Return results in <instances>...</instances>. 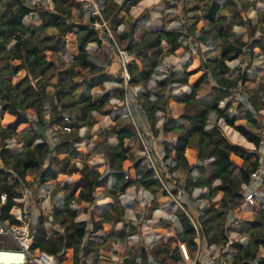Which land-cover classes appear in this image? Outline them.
Returning a JSON list of instances; mask_svg holds the SVG:
<instances>
[{"label": "trees", "instance_id": "obj_1", "mask_svg": "<svg viewBox=\"0 0 264 264\" xmlns=\"http://www.w3.org/2000/svg\"><path fill=\"white\" fill-rule=\"evenodd\" d=\"M100 6V14L87 13L84 0H49L47 4L28 5L25 0H4L0 10V116L4 114L0 125V194L6 193L7 199L1 210L6 217L8 210L15 203L14 199L21 196L16 190L18 181L25 179L27 171H35L38 186H45L50 181L59 184L60 175H76L77 179L72 183H65L58 190L65 191L64 203L61 206H53L51 210V222L57 223L62 232L52 231L49 234L45 227L44 217L39 216L37 223L33 225L34 239L33 249H39L54 254L57 264H87L82 258L98 256L99 243L94 238L82 244L83 238L88 233L85 220H75L76 209L71 208L69 203L92 204L96 199L97 191H103L107 197L115 198L116 194L123 192L127 187L138 184L144 189L155 194L161 189V183L154 178L151 168L146 167L141 158L133 159L132 151L125 145V140L133 138L136 134L134 125L127 117L116 116V126L110 133L114 134L115 144L103 142L99 150L107 159V168L104 173L97 168H91L87 163L79 167L72 158L80 154L77 144L80 142L79 129L91 128L94 123L93 112L102 107V102L94 99L91 90L100 87L105 82L112 81L122 83L121 76H113L97 65L102 46V37H107V29L102 26L101 32L93 28V23L105 21L109 30L116 31V37L121 43L120 50L126 51L132 56V61L126 64L129 74L127 84L131 87L139 86L143 89L140 97L143 101L140 108L146 116L153 133L157 136L159 129L156 128V112L165 111L166 108H175L176 116H169L162 122L160 131L164 136L177 132L175 138L169 142H162L166 155L172 156L175 164L170 168L171 172H185L183 182L184 189L192 194L196 188H207V194H201L200 198L207 199L205 206L201 208V214L195 216L191 211L185 214L178 212L177 218L182 230L177 234L179 241H185L190 252L197 249L195 221L199 231V239L206 245L224 246L228 236L224 228V222L231 210H233L242 198V185L249 181L250 173L256 167L255 158L257 152L244 146L233 144L222 134L220 129L208 125L209 115H216L217 119H223L239 135L256 146L258 137L256 130L244 124H235L237 118L228 112L229 105L224 104L227 92L223 87L229 88L238 80L245 83L246 76L239 73L234 77H228L229 62L242 53L247 52L250 56L261 55L264 59V37H255L256 25L247 23L249 34L246 40L233 36L228 41V33H223V28L218 25L216 13L230 4L235 6L232 11L238 13L251 6V3L243 2L236 7L232 1L220 4L213 1L204 15L208 29L200 32L197 39L222 43L219 55L214 58H201L195 56L191 65L181 71H170L157 81V88L151 90L148 83L156 72L160 59L164 55L162 41L169 48L182 49L179 45L181 30L177 29H143L134 38L135 24L121 32H117L118 26L123 22V17L140 0H96ZM240 14V13H239ZM257 23L264 25V8L258 11ZM26 16L38 20L36 24H25ZM200 15L192 16V22L187 27V32L194 36L195 26ZM73 34L76 40L77 53L64 68H59L53 60L47 59L46 53H63L66 50V35ZM108 41L112 40L107 37ZM14 40L11 47L8 44ZM96 46L95 51L90 53L88 44ZM113 44V43H112ZM198 47V46H197ZM105 56L104 54H102ZM203 59V60H202ZM110 64V62H107ZM85 69L87 75H80L79 70ZM21 78L13 81V78L21 71ZM54 76L55 81L50 82L49 77ZM81 76V77H80ZM212 79V83H211ZM180 83L189 87L188 91L164 94L167 86ZM48 86L52 87L49 92ZM207 89L208 99H197L199 90ZM121 97L124 90L120 88ZM155 97L153 99V97ZM252 106L257 112L264 109V100L259 93L250 94ZM240 108L242 107L239 104ZM32 109L35 118L28 114ZM47 111V117L45 116ZM64 115L73 119L69 123L72 130L63 132L65 124ZM247 122L255 126L250 112L245 113ZM184 120L186 124L182 123ZM27 130L22 134L24 149L19 154H13L6 146L5 140L20 131ZM61 132L52 143L48 141L47 130ZM141 145L138 143V148ZM12 171L16 174L13 178ZM196 171V174H193ZM59 176V177H58ZM127 176V178H125ZM113 183L109 186L110 178ZM13 180V183L11 182ZM179 187L181 184L177 183ZM52 189V188H51ZM50 189V191H51ZM177 190H173L176 194ZM54 194V193H53ZM220 195L218 207L212 203V199ZM156 203L148 209L147 218H150ZM116 209L115 207H113ZM115 217L105 214L102 220L93 222L92 233L103 228V222H110ZM192 219V220H191ZM120 221V219H116ZM264 227V208L260 209L253 220L240 223L241 231L256 230ZM139 225H129L118 231L121 239H128L138 231ZM236 252L232 264H250L257 259L260 245L264 247V239L255 236L248 244L235 242ZM152 251V259L155 261L160 254H164L171 260V264L180 261L177 245L173 248L169 243H155L148 250ZM141 262L148 261L147 250L140 252ZM147 257V258H146ZM135 262V258L130 259ZM158 262V261H157ZM195 264H200L195 262ZM259 264H264V256L259 259Z\"/></svg>", "mask_w": 264, "mask_h": 264}, {"label": "rangeland", "instance_id": "obj_2", "mask_svg": "<svg viewBox=\"0 0 264 264\" xmlns=\"http://www.w3.org/2000/svg\"><path fill=\"white\" fill-rule=\"evenodd\" d=\"M3 1L4 0H0V6ZM25 1L28 5H33L34 3L47 4L49 2V0ZM116 1L121 2L122 0ZM213 1H217L220 4H223L225 1L229 0H140L135 6L131 7L129 12L123 17V22L118 26L117 32L126 30L130 26V23L135 24L133 33L134 38H138L143 29L159 30L161 28H167L186 31L187 27L192 22V16L199 14L201 17L196 23L195 32L200 33L201 31L208 29L207 20L204 18V15L208 12V9ZM230 1L234 2L236 7H239V5L245 1L251 3L252 5H249V7H247L243 11H241V8H239L237 11L238 13H235L234 11H232V8H234L235 6L230 4L228 7H224L219 12H217L216 20L219 23L218 25L223 28V33H228L230 35L234 34L235 36L246 40L249 34L247 23L250 22L251 24H257L255 37H264V25L257 23L259 16L258 11L264 8V0ZM48 4L51 6V3ZM87 15L88 14L86 12L84 18L87 19ZM23 22L29 25L38 23V20L37 18L32 19L26 16ZM115 32L116 31L114 30H109L107 34V37L112 40L113 44L108 41L107 37L101 35L103 42L102 46L100 45L99 47V53L101 55L99 56L100 58L98 59L97 65L101 66L104 71L113 74L114 77H122V65L119 58L118 49L121 47V43L125 42L126 40L119 41L116 37ZM189 36L192 37V34H190ZM232 39V35L228 36L227 38L228 41H232ZM190 42L191 46L189 48L173 49L169 48L166 43L162 41L164 55L159 62V65L161 67V71H158L159 74H166L173 70L181 71L184 67L191 65V63L194 61L195 56H200L201 58H214L219 55L222 46L220 40H207L201 43L199 42V40H197L196 43H198V47H196L192 41ZM13 43L14 41L10 42L8 46L11 47ZM192 46L194 51L190 52ZM94 47L95 45L93 43H90L87 46L89 50ZM76 53L77 45L75 37L73 34H67L65 52H47L46 56L47 59L53 60L59 68H64L68 66ZM102 54H104L105 56H103ZM107 62H110V64L108 63L107 65ZM159 65L156 68V72L158 68H160ZM229 65V72L226 74V76L234 77L238 73L240 75L243 74L244 76H246L244 89L247 92L250 91L251 93L252 90H254L253 92L259 93L260 97L264 100L263 57L261 55L250 56V54L245 52L230 61ZM79 72L81 76L88 74V71L85 69H80ZM156 72L152 75V78L148 83V88L150 87V89L156 87L157 81L162 77V75L160 76L159 74L158 77H156ZM23 74L24 71L21 70L13 78V81L21 78ZM48 79L50 82L55 81L54 76H50ZM212 82L213 81L211 79V83ZM121 87L124 88L123 82L118 83L108 81L105 82L102 86L94 87L91 90V95L94 97V99L102 102V107L99 110L93 112L95 123L90 129L87 127H82L79 129L80 142L77 144V148H79L80 154L72 158V161H74L77 166L80 167L83 162H86L91 168H97L101 173L105 172L107 168V159L103 156V153L100 152L99 147L103 142L113 144L117 142L115 135L110 133L117 123V119L112 113L110 104L111 100H113L114 97L119 99L122 98L120 93ZM48 90L49 92H51L52 87L48 86ZM188 90V86L180 83H174L170 86H167L164 94L166 96L169 94ZM154 98L155 97H153V99ZM197 99L207 101L208 94L206 88L198 91ZM142 101L143 99L141 97L138 99V101H133L134 106L137 105V107L140 108L139 104H141ZM224 104L229 105L228 112L237 118L235 124L247 123L246 126L253 130H256L258 124L264 121V109L260 110L257 113L258 119L255 123V126H252V124L246 121L243 108H240L239 104L232 101H224ZM27 111L31 118H35V114L32 109H29ZM4 114L6 115V113ZM4 114L0 116V125L3 127H5L9 122L8 121L6 124L2 123ZM176 114L177 113L175 112L174 107L166 108L165 111L160 110L156 112V128L159 129L158 135L156 136L158 138L157 146H161L162 142L166 139L171 142L175 138L177 132H172L171 134H169V136H164L160 129L163 121H165L169 116H176ZM45 116L47 117V111H45ZM181 122L186 124L184 120H181ZM137 123L140 125L139 122ZM213 125H216L220 129L222 134L228 139L229 142L244 146L245 148L251 150L254 149V146L251 142L250 143L252 145H247V143L240 141L241 139L237 140V135H239L236 133L237 131L235 132L234 129L225 124L223 119H217L216 115L211 113L209 115L208 125L206 126V128L208 129ZM26 130L27 128L5 140L6 146L10 148L13 154H19L23 151L24 146L22 134ZM60 132V129L55 132L52 131V129H48V141L51 143L55 141L57 135ZM125 145L131 149L133 159H138L140 157L143 158L142 152L138 148L137 141L134 137L125 140ZM143 161L145 162V159ZM10 172L12 173L13 178H15L16 174H14L12 171ZM193 172V174H196V171ZM175 174H177V183H183V181L185 180V172L179 170V172H176ZM76 179V175L73 174L60 175V182L58 186H56L55 181H50L45 186H38L36 172L27 171L25 179H20L18 181L19 183L16 187V190L21 193L26 189L31 191L32 196L30 197L27 204H31L32 209L36 214V218L42 216L45 218V220H47L45 222L46 226L51 225V227L45 226L49 234H52V231H54L53 225L54 228H56V226L58 225L57 223L51 222L50 220L52 219V207L61 206L64 203L63 194L65 191L58 190L60 194H57L58 192H54L55 186L56 188H61L65 183L70 184ZM11 182L13 183V180ZM111 182L112 179H110L108 184L110 185ZM136 186H138V184H136ZM167 187L172 190H177L178 188L176 183H173L172 180H169V182L167 183ZM49 191L51 193H49ZM122 193L123 192L116 194L115 198L113 199L110 197H108L107 199L106 193L99 190L97 191L96 199L92 204L77 203L75 201H71L69 203V206L71 208L76 209L75 220H85L87 222L88 233L83 238L82 244L84 245L89 237L94 238V240L99 243L98 256L96 257L95 264H109L110 260L113 258L122 262H130V259L132 258H135V260H140L142 258L140 252L143 250V248L144 250H148L145 249L144 245L141 244V242H144L146 240L147 236H152V242L153 240L158 244H165L168 242L170 247L173 248L175 245H177L178 242L177 234L182 230L181 224L177 218V213L184 211L179 207L178 203L183 204L186 208V211L188 213L192 211L195 216H199L201 214V208L207 203V199L205 198L198 197L195 200L193 199L192 201H186L182 196L178 197V193L173 194V197H171L168 194L158 191L155 194L150 193V195H147L146 197L141 194L139 201L126 204V201L128 199L126 198V196H122ZM194 194H207V188L195 189ZM260 198L261 197L259 196V198H257L255 202H252L249 205H245L243 203V198H241L240 203H238V205L233 210H231V213H229L231 214L233 219L238 220V224H234L235 222H233L229 225L228 218H226V221L223 225L228 238L232 240V245H230V247L226 250H224L221 246H214L216 247V249H214V252H208L207 250H204L203 254L202 252L200 253V256L196 260V262L200 264H223L221 258H224V264H232L234 254L236 252L233 243L240 242L242 244H248L254 240L255 236H260L264 239V227L250 231L240 230L241 222L253 220L256 213L260 209L264 208V202ZM211 202L214 203L216 207H218L220 204V195L217 194ZM153 203H156V208L152 210L150 218H147L148 209L153 206ZM113 207H115L116 209H114ZM105 214L113 216L115 217V219L111 220L110 222H103V228L96 233H92L91 228L93 227V222L96 220H102ZM116 219H120V221H116ZM135 224L139 225L138 231L135 230L134 232V234L137 235L136 237H130L127 240L125 238L121 239L119 237L120 233H118V231L120 229L125 228L126 232L129 225L134 226ZM155 229H158L160 231V237L158 239H154L153 233H150V231ZM60 232H62V228ZM142 233L145 234L144 238L141 235ZM146 246L147 248H149L150 244ZM196 250L194 252H191L193 256L196 255ZM149 252L150 251H147L148 260H152V251L151 255ZM263 256L264 247L260 245L257 252V259L250 264H259V259ZM82 259L85 263H89L92 260L91 257ZM155 261H158L160 263H171V260L168 259L164 254H160ZM177 264L182 263L178 262Z\"/></svg>", "mask_w": 264, "mask_h": 264}, {"label": "built area", "instance_id": "obj_3", "mask_svg": "<svg viewBox=\"0 0 264 264\" xmlns=\"http://www.w3.org/2000/svg\"><path fill=\"white\" fill-rule=\"evenodd\" d=\"M84 8L87 13L92 15L100 14V6L96 0H84ZM38 4V3H34ZM30 17V16H28ZM102 26L109 31L108 25L105 21L102 23L94 22L93 28L97 31L102 30ZM182 35L179 38V45L183 46L184 49L189 48L191 46V42L198 46L196 41L197 38L200 37L199 32H195L194 36L190 37L187 31H182ZM192 39V40H191ZM194 40V41H193ZM14 41V40H12ZM11 41V42H12ZM201 43L202 41L199 40ZM119 58L122 65V78L124 83V95L121 99L114 97L111 100L110 108L112 109V113L114 117L122 116L130 119L131 123L134 125L136 134L134 138L137 141V144L140 143L141 147L139 148L142 152L143 158L141 161L146 167L151 168L154 173V178L160 181L162 193L168 194L173 197V190L167 187V183L169 180H172L173 183H176V172H171L170 168L175 164V160L172 156H167L166 151L163 145L157 146L158 138L153 133L152 128L146 119L145 124H138L134 114L132 113L129 103L132 101H138L140 98V94L143 92V89L139 86L131 87L127 84L129 81V74L126 69V64L132 61V56L129 55L124 50H119ZM193 50V46L192 49ZM223 90L227 92V97L224 99L225 102L232 101L237 104H241L244 113L250 112L254 119H258L257 111L251 104L250 94L244 89V84L241 80H238L236 84L232 87L225 88ZM140 105V104H139ZM146 118V117H145ZM264 120V119H263ZM65 124L62 126L63 132H70L72 128L69 123L73 121V119L67 115H64ZM256 134L258 137V142L254 146V149L257 152V156L255 158L256 167L250 173L249 181L246 184L242 185V198L243 203L245 205H249L252 202H255L259 196L262 199L264 197V121L258 124L256 129ZM157 138V139H156ZM145 159V162L143 161ZM127 178V176H125ZM184 182V181H183ZM131 187V186H130ZM128 188V187H127ZM202 189V188H196ZM195 191V190H194ZM194 191L192 194H188L184 189L183 183L177 188L178 197H183L186 201H192L193 199H197L199 195H195ZM146 197L150 195V191L144 189L139 186L136 193H140ZM127 192L124 191L122 196H126L128 199L126 204H130L132 202H137L140 200L139 195H131L127 197ZM152 194V193H151ZM31 191L26 189L22 191V195L14 199V204L10 207L7 212L6 217L3 216V212L1 210L2 206L5 204L7 195L6 193L0 194V264H57V259L54 254L48 253L46 251H42L39 249L32 248V242L34 239V230L33 225L37 223L38 218H36V214L32 209L31 204H27L30 197ZM152 199V198H151ZM54 202V201H53ZM264 202V201H263ZM187 204V203H184ZM179 207L187 214L186 208L183 204L178 203ZM231 213V211L229 212ZM228 224H238L237 219H233L231 214H228ZM176 219V218H175ZM51 220V219H50ZM192 220V219H191ZM193 225L196 230V242H197V250L196 255L193 256L190 252L188 245L185 241L177 242V249L180 255V261L182 264H195L196 260L200 256V245L201 240L199 239V231L197 230L196 223L192 220ZM46 226V224H45ZM46 227H51L46 226ZM53 229L55 231H61V228L57 225L56 228ZM130 237H136L131 235ZM128 237V239L130 238ZM232 245V240L228 238V241L222 248L226 250ZM222 263L224 264V258H221ZM109 264H171V263H160L157 261L148 260L146 263H142L140 260H135V262H122L115 258L110 260Z\"/></svg>", "mask_w": 264, "mask_h": 264}, {"label": "crops", "instance_id": "obj_4", "mask_svg": "<svg viewBox=\"0 0 264 264\" xmlns=\"http://www.w3.org/2000/svg\"><path fill=\"white\" fill-rule=\"evenodd\" d=\"M103 42V41H102ZM95 45V44H94ZM88 49V48H87ZM95 49H96V46L94 47V48H91V50H89L88 49V51L90 52V53H92L93 51H95ZM159 67H160V65H159ZM158 71H161V67L160 68H158V70H157V72H156V77H158V74H159V72ZM160 76L162 75V77L165 75V74H163V73H161V74H159ZM156 79H158V78H156ZM157 88V86L156 87H154L153 89H151V90H154V89H156ZM149 89H150V87H149ZM254 90H252V92H253ZM249 94L251 93L250 91L248 92ZM129 106H130V109H131V111H132V113L134 114V116H135V118H136V120H137V122H139L140 124H143L144 123V121H146V116H144V114H143V111L140 109V108H138L137 107V105L136 106H134V103L131 101L130 103H129ZM7 114V113H6ZM8 116H10L11 118H10V120H9V122L10 121H12L14 118H13V116H11V115H9V114H7ZM244 125H247V123L246 124H244ZM253 126V125H252ZM131 139V138H130ZM241 139V140H240ZM237 140H240V141H242V142H245V143H247V145H252L250 142H248L242 135H237ZM83 163H86V162H83ZM82 165V164H81ZM110 179H112V182H111V184L109 185V186H111L112 185V183H113V178L111 177ZM110 181V180H109ZM138 188H139V185L138 186H136V185H133V186H131V187H128V188H126L124 191H126L128 194H127V197H130L131 195H141L142 194V192H140V193H136V191L138 190ZM123 191V192H124ZM49 193H51L50 191H49ZM57 194H60L59 192L57 193ZM199 196H200V194H199ZM107 199H108V197H107ZM262 200L264 201V197L262 198ZM191 209V208H190ZM133 223V222H132ZM136 225H138V224H136ZM139 229V228H138ZM143 231V230H142ZM159 230L158 229H155V230H152V231H150V233H153V237H154V239H158L159 237H160V235H159ZM142 235V237L144 238V233H142L141 234ZM134 236H137V235H135L134 234ZM139 237V236H138ZM137 237V238H138ZM156 237V238H155ZM151 238H152V236L150 237V236H147L146 237V240L144 241V242H141V244L142 245H144V247H145V249H150L151 247H152V245L153 244H155V242L156 241H154L153 240V242H152V240H151ZM153 239V238H152ZM148 244H150V246H149V248H147V246L146 245H148ZM200 247H201V249H200V252H202V254H203V252H204V250H207L208 252H214V249H216V247H214V245H211V246H209V245H206V243L205 242H201V245H200ZM147 250V251H148ZM91 258H92V260L89 262V263H87V264H95V260H96V258H94L93 256H90ZM89 258V257H88ZM102 263V262H101ZM98 264H100V263H98Z\"/></svg>", "mask_w": 264, "mask_h": 264}]
</instances>
